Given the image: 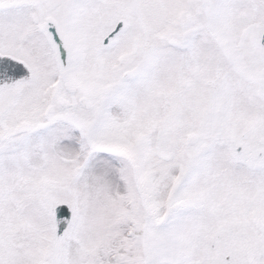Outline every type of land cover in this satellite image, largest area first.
I'll use <instances>...</instances> for the list:
<instances>
[{"label": "snow or ice", "instance_id": "6c2138e0", "mask_svg": "<svg viewBox=\"0 0 264 264\" xmlns=\"http://www.w3.org/2000/svg\"><path fill=\"white\" fill-rule=\"evenodd\" d=\"M0 264H264V0H0Z\"/></svg>", "mask_w": 264, "mask_h": 264}]
</instances>
